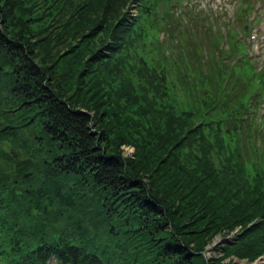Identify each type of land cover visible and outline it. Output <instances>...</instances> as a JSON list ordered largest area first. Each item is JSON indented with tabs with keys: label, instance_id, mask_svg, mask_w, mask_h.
I'll return each mask as SVG.
<instances>
[{
	"label": "trees",
	"instance_id": "obj_1",
	"mask_svg": "<svg viewBox=\"0 0 264 264\" xmlns=\"http://www.w3.org/2000/svg\"><path fill=\"white\" fill-rule=\"evenodd\" d=\"M183 1L0 0V264L264 257V72Z\"/></svg>",
	"mask_w": 264,
	"mask_h": 264
},
{
	"label": "rangeland",
	"instance_id": "obj_2",
	"mask_svg": "<svg viewBox=\"0 0 264 264\" xmlns=\"http://www.w3.org/2000/svg\"><path fill=\"white\" fill-rule=\"evenodd\" d=\"M195 0H191V2H194ZM244 1V0H242ZM235 2V0H232V1H229V2H225V4L223 5V9L225 8V10H227L228 12V16L231 17V18H235L236 19V12H237V9L238 7L240 6V2L237 0V3L233 4ZM224 10V11H225ZM208 12L211 14L212 12H210V10H208ZM225 23H227L226 20H224ZM235 22V21H234ZM243 22L245 23L246 20H243ZM189 23H190V31H193V32H196L197 28L199 27L198 24L196 23L195 20H189ZM179 24V23H178ZM235 24V23H234ZM237 26V25H236ZM241 26H243V24H241ZM248 26V25H247ZM238 27V26H237ZM166 35L168 36V34L166 33L165 30H162L161 31V36H160V41H164L165 40V37ZM202 37V36H201ZM215 54H216V50L214 51ZM263 58V61H264V55L262 56ZM260 62V61H259ZM261 63V62H260ZM263 63V62H262ZM259 67V66H258ZM224 89L226 91H229L227 90V87H224ZM250 114V112H248ZM122 151H123V155L126 157V158H129V159H134L135 157V149L134 147L132 146H123L122 147ZM235 237H236V233L234 234H229V235H220V236H217L213 243L211 245H209L207 247V250L205 252V255L207 256V258L209 259H217V258H220L223 256L222 252H221V247H224L225 245H228V244H233L234 240H235ZM231 260L233 262H231ZM224 263H227V264H249L248 262L244 261V260H239L238 258L236 257H232L230 259H228L227 261H225ZM52 264H55V261H53ZM252 264H264V257L258 259L257 261H255L254 263Z\"/></svg>",
	"mask_w": 264,
	"mask_h": 264
}]
</instances>
